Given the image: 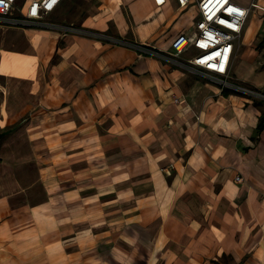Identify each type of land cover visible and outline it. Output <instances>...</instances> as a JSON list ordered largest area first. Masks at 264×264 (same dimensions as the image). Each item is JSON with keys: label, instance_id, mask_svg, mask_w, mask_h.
I'll use <instances>...</instances> for the list:
<instances>
[{"label": "crops", "instance_id": "0c3cea01", "mask_svg": "<svg viewBox=\"0 0 264 264\" xmlns=\"http://www.w3.org/2000/svg\"><path fill=\"white\" fill-rule=\"evenodd\" d=\"M50 17L92 32L0 26V264H264V99L118 42L170 54L196 7L63 0ZM263 40L254 8L229 78L261 92Z\"/></svg>", "mask_w": 264, "mask_h": 264}, {"label": "built area", "instance_id": "2783aa9c", "mask_svg": "<svg viewBox=\"0 0 264 264\" xmlns=\"http://www.w3.org/2000/svg\"><path fill=\"white\" fill-rule=\"evenodd\" d=\"M63 0H0V26H15L21 28H50L63 34L90 33L76 25L62 24L50 18L51 13ZM185 8L195 6L198 18L191 31L178 33L171 42L172 51L164 53L149 43H133L118 40L127 44L138 52L156 56L186 67L190 72L210 79L224 89L241 92L243 94L264 99V92L244 84L230 80V68L235 51V43L240 39L246 19L252 9L264 7L257 2L250 6H243L233 0H176ZM157 6L166 0H154ZM96 37L107 38L104 34H94ZM109 38V37H108ZM192 50L186 58L183 56ZM166 172H170L165 167ZM236 181L242 177L237 175Z\"/></svg>", "mask_w": 264, "mask_h": 264}, {"label": "rangeland", "instance_id": "374dc122", "mask_svg": "<svg viewBox=\"0 0 264 264\" xmlns=\"http://www.w3.org/2000/svg\"><path fill=\"white\" fill-rule=\"evenodd\" d=\"M51 19H55L54 17H50ZM248 19V18H247ZM247 19H246V21H247ZM246 23V22H245ZM245 26V25H244ZM18 38H19V36H16V35H12V36H10V41H11V43H9V45H11L10 47H13L14 45H15V42H17V40H18ZM263 38V37H262ZM264 41V40H263ZM5 55V54H4ZM13 55V54H12ZM185 55V54H184ZM185 56H189V54L187 55H185ZM2 58H3V60H4V56H1ZM0 57V58H1ZM5 61V60H4ZM4 61H2V63L0 64V89H1V86L2 85H4L5 84V81H6V77H7V74L9 73H12V76H14L13 75V73H14V71H13V64H11L12 66H9V65H6V64H4ZM11 76V78L9 79V81H10V83L13 85V83H14V78ZM0 94H1V90H0ZM0 102H1V100H0ZM1 132H4V131H2V130H0V133ZM2 138V137H1ZM0 138V142L2 141V139ZM222 259L224 260V261H228V258L227 257H222ZM217 264V263H216Z\"/></svg>", "mask_w": 264, "mask_h": 264}, {"label": "water", "instance_id": "95a60500", "mask_svg": "<svg viewBox=\"0 0 264 264\" xmlns=\"http://www.w3.org/2000/svg\"><path fill=\"white\" fill-rule=\"evenodd\" d=\"M3 134H4V132H1V133H0V138L2 137Z\"/></svg>", "mask_w": 264, "mask_h": 264}, {"label": "trees", "instance_id": "16d2710c", "mask_svg": "<svg viewBox=\"0 0 264 264\" xmlns=\"http://www.w3.org/2000/svg\"><path fill=\"white\" fill-rule=\"evenodd\" d=\"M263 121H264V117L262 118V121L261 122L263 123Z\"/></svg>", "mask_w": 264, "mask_h": 264}]
</instances>
